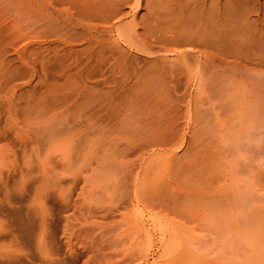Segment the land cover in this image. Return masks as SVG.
Here are the masks:
<instances>
[{
    "label": "rangeland",
    "instance_id": "1",
    "mask_svg": "<svg viewBox=\"0 0 264 264\" xmlns=\"http://www.w3.org/2000/svg\"><path fill=\"white\" fill-rule=\"evenodd\" d=\"M260 59L264 0H0V264H264Z\"/></svg>",
    "mask_w": 264,
    "mask_h": 264
},
{
    "label": "bare ground",
    "instance_id": "2",
    "mask_svg": "<svg viewBox=\"0 0 264 264\" xmlns=\"http://www.w3.org/2000/svg\"><path fill=\"white\" fill-rule=\"evenodd\" d=\"M52 18L56 19V21H58L61 25H62V30L64 31L65 29L69 28V23H67V20L66 19H63L61 15H54V14H51L50 15ZM64 17V16H63ZM69 17V16H67ZM206 17V16H205ZM213 18V17H212ZM75 22V21H74ZM73 22V23H74ZM76 23V22H75ZM75 25V24H74ZM73 26V25H72ZM89 26V25H88ZM86 25V27H88ZM85 27V26H84ZM72 28V27H71ZM76 28V27H75ZM87 29V28H86ZM89 29V27H88ZM91 31H89L90 33ZM65 32L62 33V36H64ZM88 33V34H89ZM212 33V32H211ZM216 35V34H215ZM91 37H95L93 35L90 34ZM98 37V36H96ZM213 39V38H212ZM255 39V38H254ZM222 40V39H221ZM257 43V42H256ZM259 43V42H258ZM248 44V43H247ZM263 44V42H262ZM244 45V44H243ZM256 45V44H255ZM258 45V44H257ZM240 46V45H239ZM242 46V45H241ZM259 47V46H258ZM245 48V46H244ZM251 48V47H250ZM252 49V48H251ZM257 50V49H256ZM247 51V50H246ZM253 53V52H252ZM257 53V52H256ZM254 52V58L257 57V55ZM252 56V55H251ZM211 59V64H212V67L214 66L215 67H222L220 61L216 58V57H212L210 58ZM209 59V60H210ZM259 59V58H257ZM203 61V60H202ZM260 62H263L264 63V59H260L259 60V63ZM206 63V62H205ZM210 63V62H209ZM249 63V62H248ZM229 67H230V70H229ZM227 68V66H226ZM219 71V69H216ZM223 70V69H222ZM225 70V68H224ZM228 70L230 73L234 74L235 77H234V81L237 82V77L238 75L241 77V82L243 81V83L240 84V87L244 89L245 91V96H246V100H245V103H249L250 101L251 102H256V104L258 103L257 106H260L259 104L264 101V74H262V70L261 69H250L248 68V66H241V65H229L228 66ZM227 71V70H226ZM216 72V71H215ZM221 72V71H220ZM230 98V97H229ZM227 99V98H226ZM230 100V99H228ZM262 101V102H261ZM250 102V103H251ZM261 107V106H260ZM263 108V107H262ZM245 109V108H244ZM264 109V108H263ZM237 110V109H236ZM235 110V111H236ZM241 112V111H239ZM243 113V111H242ZM264 123V122H263Z\"/></svg>",
    "mask_w": 264,
    "mask_h": 264
}]
</instances>
